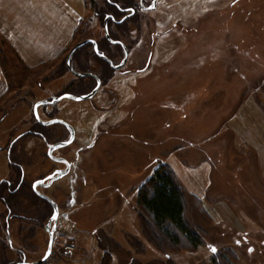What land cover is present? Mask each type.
Here are the masks:
<instances>
[{
	"label": "rangeland",
	"instance_id": "obj_1",
	"mask_svg": "<svg viewBox=\"0 0 264 264\" xmlns=\"http://www.w3.org/2000/svg\"><path fill=\"white\" fill-rule=\"evenodd\" d=\"M11 1L24 9L20 15L33 12L26 8L28 0ZM109 1L87 0L72 38L57 54L20 51L0 34L7 87L0 98V177L9 174L5 152L13 142L10 158L22 164L27 183L8 216L10 233L0 217V260L29 262L46 249V220L35 214L36 205L44 203L28 196L29 185L62 165L45 157L46 143L34 133L41 129L34 126L33 106L67 87L82 95L95 84L76 77L64 62L75 43L102 34V20L107 26L111 16L120 18ZM98 10L104 14L100 18ZM138 13L134 21L126 19L125 30L110 18L112 34L129 48L121 70L90 98L64 97L36 108L40 119L57 114L76 132L72 145L54 151L73 163L70 173L38 185L58 212L50 264L65 257L63 244L77 247L76 240L95 251V260L78 264H101L104 250L96 238L103 239V233L114 241L108 245L109 264H214V254L217 264H264V181L255 175L256 166H249L264 162V0H157L155 9ZM88 44L76 48L72 65L99 74L104 61L92 55ZM110 47L111 53L101 52L119 62L123 52ZM46 134L53 140L51 132ZM78 145L83 149L75 155ZM175 148V155L182 149L192 163L211 157L212 188L234 208L236 230L210 221L187 201L186 219L200 230L201 243L194 251L158 250L141 233L136 216L138 187ZM258 170L263 174L264 165ZM83 174L84 179L77 178ZM0 215H6L1 204ZM62 233L66 237L60 242ZM6 235L11 248L5 247ZM131 237L141 240L142 253Z\"/></svg>",
	"mask_w": 264,
	"mask_h": 264
},
{
	"label": "crops",
	"instance_id": "obj_2",
	"mask_svg": "<svg viewBox=\"0 0 264 264\" xmlns=\"http://www.w3.org/2000/svg\"><path fill=\"white\" fill-rule=\"evenodd\" d=\"M86 2L87 0H28L26 8H31L33 12L23 16L20 15V12L24 9L20 7L18 2L0 0V34L8 39L12 45H16L20 51H28L35 56L43 55V52L45 55L57 54L72 38V34L82 17L81 14L86 9ZM23 18H31L32 21L23 22L20 20ZM6 89V81L0 67V98ZM252 134L248 135L253 136ZM176 152H178L177 148L168 151L164 160L172 167L179 183L190 196L193 210L198 212L193 205L191 196L198 199L204 209L205 213H201L202 216L216 224L227 225L236 230L233 204L228 203L226 196L223 197L224 199L220 198L221 196L215 193L214 188H212L211 157H202L192 163L182 155V149H180L178 156L175 155ZM261 156L259 155L260 158ZM250 165L256 166L255 171L258 173L255 175L264 181V173L262 174L258 170L264 165V162L258 161L256 164L249 162ZM67 214L64 212L63 216H67ZM243 229L246 230V228ZM8 232L10 233L11 230L9 229ZM90 232L92 233L93 230ZM17 233L19 230L18 232L16 230L15 235ZM91 238L93 237L91 236ZM74 243L78 245V248L75 247V251L66 253L65 257L55 260L53 264H78L77 262L87 263L95 260V251L92 248L86 249L79 240L74 241ZM93 243L92 247L94 246ZM79 256L83 258L78 259ZM96 262L94 261L95 264Z\"/></svg>",
	"mask_w": 264,
	"mask_h": 264
},
{
	"label": "trees",
	"instance_id": "obj_3",
	"mask_svg": "<svg viewBox=\"0 0 264 264\" xmlns=\"http://www.w3.org/2000/svg\"><path fill=\"white\" fill-rule=\"evenodd\" d=\"M112 1L116 2L119 0H112ZM129 1L130 0H125V2H129ZM109 4L107 3V5L110 6V8H113V11L118 13L117 9L113 5H111V3ZM122 5L124 6V4ZM98 11L96 12V15L100 18V16H103L104 14H102L100 10ZM112 22L113 21L109 18L107 21V30L110 37L115 38L111 32V27H110L112 25ZM124 23H126V20H124L119 24L117 23L118 24L117 26L121 30H125V28H123ZM100 26L102 29L103 20L102 23L100 22ZM104 33H105L104 29H102V34L99 37L95 38L96 46L99 52L105 51L107 49L106 45L108 41L106 40ZM87 43H89L88 45L92 47L91 48L92 55L97 58L98 55L94 51L92 43L91 42H87ZM74 51H76V49ZM74 51L71 53L70 56V66L72 68H74L72 65L73 63L72 61L74 60V55L77 54ZM85 54L88 56L90 52H85ZM99 58L100 57H98L97 59ZM64 63L67 68L66 59ZM78 67L83 70L82 68L83 65L81 63H78ZM80 72H85V71H80ZM63 74L64 73L60 75L62 76ZM64 92H70V91L67 90ZM34 126L39 129H42L41 127H43L38 123H36ZM2 184L3 183L1 182L0 202H2L6 208V215L4 216L0 215V217L4 219L3 230L8 233V226H9L8 216L11 215L10 213L13 207L17 206V204H15L17 198H19L17 196L19 195V192H21V190L26 187L27 183L21 182L19 184H16L12 182L9 185L4 183L3 185L6 188V194L2 193V190L4 188L1 186ZM31 184L29 185L30 195L28 196L30 198H34V201L39 200L42 203H44V206L42 207L41 205L38 206L35 204L37 207L36 208L37 212L35 214L38 217L39 221H42L43 219L47 221V219L52 214V207L45 199L40 197L34 191ZM191 199L193 200L194 203L193 205L195 209L198 212L204 214L205 211L201 207L199 200L192 196ZM188 200H190V196L186 192L185 188H183L182 185L179 183L174 170L167 162H163L159 166H157L150 174V176L138 187L136 193L135 207H136V216L138 219L139 228L143 236L146 238V240L150 242L158 250L194 251L201 243L199 236L200 230L197 228L196 230L195 226L192 225L189 221H187L185 216L186 203ZM20 207L22 206L20 205ZM20 231L22 230L19 228V233ZM103 236H104L103 239L101 238V236L96 238L98 245L104 250V253L101 258V264H109L111 260V255L109 252L108 245L109 242L112 243L114 241L107 234L103 233ZM131 238L133 243L132 245L136 250V252L142 253L144 251V245L143 243H141V240L135 237H131ZM116 245L117 244H114V246ZM5 247H10V248L12 247L8 243L7 235H6ZM19 251L21 252L22 249ZM217 260H218L217 256H215L214 254L212 256V261L214 262V264L215 263L217 264ZM0 261H1L0 264H8V262H10L6 260V258L4 261V257ZM168 264H172V262L171 263L168 262Z\"/></svg>",
	"mask_w": 264,
	"mask_h": 264
},
{
	"label": "flooded vegetation",
	"instance_id": "obj_4",
	"mask_svg": "<svg viewBox=\"0 0 264 264\" xmlns=\"http://www.w3.org/2000/svg\"><path fill=\"white\" fill-rule=\"evenodd\" d=\"M109 2L111 3V5H113L117 9L118 13L121 12L120 18L118 20L114 19L113 16L110 17L114 22H116L118 24L123 22L126 19H130V20L134 21L136 19V17H137V14H138V17H139V13H138L139 10H142V11H148L149 10L150 11V10L155 9L156 5H157V0H137L136 4H137L138 7L136 6L137 9H134L133 6L135 4H133V3H135V0H130L129 2H125V0H121V1L119 0V1H116V2L109 1ZM122 4H124V6H122ZM108 16H110V15L108 14ZM104 35H105V33H104ZM105 38L108 41V43L106 45L107 49L105 50L106 52H108V53L110 52L111 53V47L110 46H115L116 49H114V53H119V51H122L123 55H121V58H120L119 62L117 61L116 63H114L112 57H109L108 55L103 53L105 58H101V57L100 58L104 61V64L102 66H100L99 74L93 73L91 71H85V72H91V73L94 74V76L93 75H87L86 77H88L91 80H93L95 82V84L87 92L82 93V94L88 93L96 85V77L99 79L100 85H102V84L106 83L109 79H111L113 77V75L115 74V72L118 71V70H121L125 66V64L127 63L128 56H129V48H127L123 44V42L121 40H119L120 38H117V37L112 38V37H110L109 34H108V37L105 35ZM125 51L127 52V57H126V60H125L124 64H122V66L119 67V68H114L115 65H118L119 63L122 62V59L125 56ZM150 56H151V53L148 55V57H150ZM69 67L72 68L70 66V59H69V66L67 65V68L70 71ZM72 69H74V68H72ZM74 70L77 73H81L80 71H77L76 69H74ZM137 70L139 71V69H137ZM122 72H123L122 74H126L128 71L125 70V71H122ZM74 75L76 77H81V76H77L76 74H74ZM68 89L69 88L67 87V90ZM63 93H65V92H63ZM50 99H43V102L41 104H39V105H42V104L44 105L45 103H50L51 104V103H55L56 101H58V100H54L53 102H50L51 101ZM33 109H34V107H33ZM34 117H35L36 123H38V124H40L41 126L44 127V128L41 127L44 131L41 129V130H37L34 133L40 140H42V141H44L46 143V151L44 153L45 157H47L48 159H50L54 163H59V164L62 165V166H58V167H53L49 171H47V172L43 173L42 175H40L37 179H35L32 182V184H33L34 182H38V181L43 179L44 180L43 185H44V184H47V181H51L52 179L60 176V175H58L55 172L57 169H68L67 172L64 173V174H68V173H70L71 169L74 167L73 163L71 161H68V159H66V157L63 154L55 155L54 151H56L58 149V147L64 148V147H68V146L72 145L75 142V140H76V132H74V129H73L72 125L67 120L57 116V114L56 115L53 114L51 116H48L46 120L40 119L38 117V114H37V117L35 115H34ZM54 118L61 119L65 123L59 122V121L55 122V123H52V124H46L45 123L46 121H48L50 119H54ZM50 127H53V130L52 129L51 130L48 129ZM71 128L73 129L72 140L66 145L55 147L51 151V154H49L48 153V148H49V146L51 144L56 143V142H61V141H68L70 139V137H71ZM45 131L46 132H51V134L53 136V140H51L52 142L48 141V138L46 137V136H48V134L43 135V134H45ZM29 132L32 133L31 131H29ZM12 144H13V142H10L8 144L6 152H5L6 157H7V162H8L9 174H8L7 177H3V178L0 177V183L2 182V183H5L7 185H9L12 182L16 183V184L24 182V172L25 171H24V168H23L22 164L17 162V161L11 160V158H10ZM82 149H83V146L78 145L76 147L75 151H74V154L77 155L78 152L82 151ZM11 166L14 167V170H12L13 168L11 169ZM10 170L12 171L11 173H10ZM12 173H14V175H10ZM84 177H85V175L83 174V175H81L80 177H77V178L84 179ZM43 185H39V186H43ZM39 186L36 187L37 191H39L38 190ZM0 204L4 206V204L2 202H0ZM55 227H56V224H55Z\"/></svg>",
	"mask_w": 264,
	"mask_h": 264
},
{
	"label": "water",
	"instance_id": "obj_5",
	"mask_svg": "<svg viewBox=\"0 0 264 264\" xmlns=\"http://www.w3.org/2000/svg\"><path fill=\"white\" fill-rule=\"evenodd\" d=\"M103 29H104V32H105V35L108 37V30H107V26H106V20L104 21V25H103ZM87 42H91L93 44V48H94V51L96 52V54L101 57V58H105L104 54L103 55H100V52L98 51L97 49V46H96V42L95 40L93 39H89V38H85V39H82L81 41L75 43L71 49L68 51V55H67V58H66V64L69 66V59H70V55L71 53L76 49L78 48L79 46L83 45L84 43H87ZM126 57H127V52L125 51V56L123 57L122 59V62L119 63L118 65H115L114 68H119L122 66V64H124L125 60H126ZM70 71L74 74H76L77 76H87V75H93V73L91 72H83V73H77L74 69L70 68ZM96 77V76H95ZM100 86V81L99 79L96 77V85L86 94H82V95H76V94H71L69 92H65V93H62L58 96H55V97H52L50 100V102H53L54 100H60L61 98H64V97H67V98H71V99H85V98H90L92 95H94L97 91V89L99 88ZM43 101L40 100V101H37L35 104H34V109H33V113L34 115L37 117V106L39 104H41ZM63 122L65 123L63 120L61 119H57V118H54V119H50L48 121H46L45 123L46 124H52V123H55V122ZM72 137H73V129L71 128V137L68 141H61V142H56V143H53L49 146L48 148V153L51 154V151L57 147V146H63V145H66L68 144L71 140H72ZM68 169H57L55 172L58 174V175H63L64 173L67 172ZM51 176V175H50ZM44 183V180H40L38 182H34L32 184V188L37 192V194L42 197L43 199H45L49 204L50 206L52 207V214L51 216L47 219V222L45 223L44 225V228L47 232V235H48V241H47V246H46V249L43 253V255L36 259V260H33V261H25L24 259L20 260V261H17V262H9L8 264H39L40 262H42L46 257L47 255L49 254L50 252V248H51V244H52V238H53V231L55 229V224H56V220H57V216H58V212H57V208H56V204L50 199L48 198L46 195L40 193L39 191L36 190V187L38 185H43ZM35 185V187H34ZM55 217V219L53 218Z\"/></svg>",
	"mask_w": 264,
	"mask_h": 264
},
{
	"label": "built area",
	"instance_id": "obj_6",
	"mask_svg": "<svg viewBox=\"0 0 264 264\" xmlns=\"http://www.w3.org/2000/svg\"><path fill=\"white\" fill-rule=\"evenodd\" d=\"M64 237H66L64 233L59 234L58 235V240L62 241V239ZM58 240L56 239L55 241H58ZM75 250H76L75 249V245L73 243H65V244H63V249H62L63 252H72V251H75ZM51 254H52V249L50 250V253L48 254V256L42 262H40L39 264H50L49 260H50Z\"/></svg>",
	"mask_w": 264,
	"mask_h": 264
},
{
	"label": "snow or ice",
	"instance_id": "obj_7",
	"mask_svg": "<svg viewBox=\"0 0 264 264\" xmlns=\"http://www.w3.org/2000/svg\"><path fill=\"white\" fill-rule=\"evenodd\" d=\"M100 55H103V53L101 52ZM34 187H35V185H34ZM53 218L55 219V217H53ZM211 251L215 252L216 251L215 247H211ZM250 251H251V249H250Z\"/></svg>",
	"mask_w": 264,
	"mask_h": 264
}]
</instances>
